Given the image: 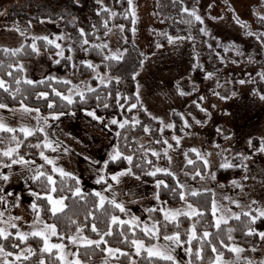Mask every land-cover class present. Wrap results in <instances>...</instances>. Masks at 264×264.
I'll use <instances>...</instances> for the list:
<instances>
[{
  "label": "rangeland",
  "instance_id": "obj_1",
  "mask_svg": "<svg viewBox=\"0 0 264 264\" xmlns=\"http://www.w3.org/2000/svg\"><path fill=\"white\" fill-rule=\"evenodd\" d=\"M94 2L113 9L112 0ZM174 2H180L184 9L200 16L199 26L192 36H172L171 43L169 38L158 42L164 24L161 18L165 15V6ZM90 3V0H0V47L18 48L26 37H47L53 41V52L37 48L31 59L19 64L24 77L30 80L50 76L68 81L71 84L68 96L80 94L95 82L101 83V80L103 83L114 80L125 85L121 77H113L101 71L97 65H93L88 76L79 77L76 66L80 62H89L83 49L66 37L59 20L49 18L64 15L65 21L72 24L76 18H84L88 14ZM129 11L132 15L134 11L132 17L136 25L132 29V36L138 45L137 53L142 56L140 66L133 74L136 99L128 106L131 108L136 104L140 110L133 112L131 119L97 115L94 119L87 114L91 111L78 114L43 113L40 110L24 113L22 104L30 109H38L24 103L0 108V122L16 131L21 127L43 129L34 131L39 132L41 140L33 145H42L37 159L23 158L28 163L12 164L3 162L5 157L0 155V176L7 177L4 179V191L17 196V206L10 213L2 211L0 202V212L4 213L0 217V227L7 232L10 227L5 221L15 223L17 232L43 230L44 225H52L31 207L34 192L27 187L38 175L37 170L46 173L44 165L50 169L47 177L51 176L53 180V173L60 174L53 171V167L63 169L76 178L80 192L90 189L106 197V202L115 199L123 204L126 211L124 220L131 221L132 217H137L135 225L142 230L145 226L151 228L155 223L149 217L148 209L191 213L195 207L186 198L178 204H167L157 199L156 181L146 182L131 172L120 176L119 182H116L112 176L129 169L122 168L111 173L105 171V163L118 152L115 145L116 128L125 121H138L137 115L142 111L149 119L145 116V134L137 139L140 145H147L149 151L158 153L153 155V171L161 168L171 172L182 186L185 197L193 191L210 190L212 208L215 201L219 209L215 215L212 211L215 222L220 216L228 221L233 214L240 212L259 215L260 211H264V150H261L264 149V99H261L264 96V53L259 39L251 33L252 30L264 33V0H133ZM125 42L124 25L111 23L102 42L107 45L106 54L122 56L126 51ZM61 51L63 55H58ZM66 56L70 58L71 69L61 73L53 64ZM113 119L118 123L112 125ZM145 128L149 131L145 132ZM46 142H50L56 150L45 148ZM3 143L5 145H0V152L16 147L8 146L5 141ZM41 152L53 164L46 163ZM191 153L195 159L201 160V169L194 165L187 167L192 168L190 170L185 168L187 161L193 158ZM9 164L11 167L6 166ZM225 164L238 165L240 171L235 177L220 181L215 172ZM197 172L200 175H196ZM49 193L55 199L63 198L50 190L38 195L46 196ZM189 204L192 209L188 208ZM160 212L164 218V213ZM9 217L20 219L9 220ZM38 220L40 223H37ZM230 233L227 231V234ZM69 237L76 238L77 242L49 237L50 243L66 246L68 260L79 259L77 247L85 242L82 238L100 239H91L81 231ZM150 237V243L143 239L135 240L143 241L145 247L156 245L165 249L175 258L174 264H189L187 251L180 242L166 241L159 233ZM233 246L244 249L239 254L240 259L231 252L232 258L228 261L223 258L224 262L247 264V261H252L253 264H260L264 261V240L260 236L253 246L230 244V247ZM107 248L118 249L106 245L100 261H81V264H136L135 256H130L128 262L123 263L121 250L109 255ZM53 252L55 254L57 250L53 249ZM132 252L137 254L134 244ZM70 253H77V256ZM5 259L10 264L11 260L0 254V264Z\"/></svg>",
  "mask_w": 264,
  "mask_h": 264
},
{
  "label": "trees",
  "instance_id": "obj_2",
  "mask_svg": "<svg viewBox=\"0 0 264 264\" xmlns=\"http://www.w3.org/2000/svg\"><path fill=\"white\" fill-rule=\"evenodd\" d=\"M90 2L88 5V14L84 18L70 20L73 22L72 24H68L65 21L64 15V17L60 14L48 17L54 21L59 20L62 23L66 37L77 43L83 49L84 55L89 62H80L76 66L75 71L79 77L84 78L92 72V68H89L87 66L88 64L97 65L101 71H106L113 77H121L125 85L116 83L114 80L108 83L96 84L95 82L91 87L94 91L89 92L88 89H85L80 94L68 96L67 93L71 84L69 82L65 83L64 80L59 78L48 76L31 80L33 81L32 84L25 83L26 80L30 79L24 77L19 63L31 59L36 54L32 50V45L35 44L36 48L42 50L47 49L52 52L55 50L54 44H49L46 40L39 39L40 37L36 39L26 37L23 44L18 48L0 47V80H4L6 87L9 89L8 91L0 89V104L12 106L24 103L38 108L43 113L70 112L78 114L83 111H91L99 117H115L117 119H131L132 113L140 110L139 107H128L136 99L134 95L133 74L140 66L142 60V56L137 53L138 45L134 42L132 36V29L136 23L133 20V15L130 14L128 0H112V10L98 6L94 0H90ZM165 8V15L161 18V22L163 21L164 24L161 34L157 39L158 42L166 41L172 36H192L193 32L199 26L198 20L190 15L189 11L185 12L180 2H174L171 5L165 6ZM14 17L17 18V16ZM111 23H122L124 25L126 51L119 60L111 59L110 57L112 56L106 54V48L103 47L105 44L102 43ZM81 30L83 31V35L81 34ZM251 33L259 39L264 53V33L259 30H252ZM85 40L87 43H84ZM5 49L8 51H4ZM16 49H20V51L16 55H12V51ZM70 63L69 57L66 56L59 63L56 62L53 64V67L61 73H67L71 69ZM8 73H11V75H8ZM41 80L44 83H39ZM17 81H20V83L17 84ZM40 92L48 93L47 97H38V93ZM56 92L61 93V95L57 96L55 94ZM81 94L83 95V99H81ZM65 96L70 97L73 102L69 104L66 99L62 98ZM49 103L53 105L51 108L48 107ZM142 112L137 115L139 123L127 121L128 123L125 124V127L121 128L119 126L116 128L115 145L121 156L116 160L109 159L105 163V171L111 173L122 168H127L134 175H139V178L146 182L162 180L167 187L162 185L159 189L157 188L159 198L167 204H178L181 201L180 194L182 189L174 175H167L163 171L157 172L155 176L148 174L153 172L155 160L152 152L148 150L147 145H140L138 143L137 137L145 134L143 133V122L146 121V114ZM13 136L16 137L15 141L12 139ZM40 137L39 132L29 137L23 136L20 131L0 132V140L5 141L8 146H16L17 141L22 142L12 157L3 158V162L10 163L12 159H20V157L37 159L38 151L42 150V145L39 143L40 147H34L33 143L40 141ZM3 142L0 143L1 146L5 145ZM151 147L154 148V145H151ZM127 156L132 157L131 162L124 159ZM191 157H193V163L185 164V168L190 170L192 168L187 167L194 165L193 167L201 169V160L195 159L193 153H191ZM44 169L46 171L44 176L30 181L27 187L35 194H41L55 187L56 191L53 194L63 196L66 207L63 212L55 216L51 212L47 199H38L37 195H34L32 198L33 202L38 206L41 218L56 226L57 235L53 236L55 240H67L78 228L85 236L91 239H98L109 230L112 232V235L104 236V240L107 243H101L99 247L95 245L89 247L78 246L77 253L80 261L88 263L100 261L103 257L104 247L108 245L118 247L123 253L128 254L121 255L123 257L121 260H124L123 263L128 262L130 256H135L136 264H174L173 261L148 258L145 251H141L140 255L132 252L133 240L143 239L150 243L152 239L150 235H145V232L138 225L131 223H112V216H119V219L122 218L123 221H126L124 220L126 211L121 212L114 205L106 201L101 205L99 197L90 189L80 192L79 195H73L78 186L74 176L68 175L62 177L60 174L53 173L55 184L49 185L47 174L50 169L47 165H44ZM239 171L240 166L238 165L219 167L215 172V176L220 181H226L235 177ZM4 187L5 181L0 176V202L2 211L10 213L17 206V196L4 191ZM196 192L198 193L197 195L193 196L189 193L185 198L202 215H181L176 221L168 223L164 220L158 209L148 213L149 217L160 228V235H173L178 232L180 234V244L185 250L192 248L193 252H195L196 249H202V259H196L194 255H190L187 252L188 260L191 261V264H210L217 254L212 251L213 247L217 249L218 253L222 254L224 259L226 258L225 261H228V259L232 258L230 257L231 251L228 250L230 244H240L250 247L259 241L258 233L264 231V217L256 219L253 223L252 217H258L259 215L253 212H247L250 215L244 216L243 213L246 212H240L239 220L231 218L226 224L222 223L220 228H217L212 214V192L207 189ZM39 197L45 196L39 195ZM35 212L37 211L35 210ZM93 225L97 228L96 232L92 231ZM162 225H166V227ZM229 227L231 229L233 228V231L227 234ZM193 228L195 229L197 237L202 238L203 233L208 232L210 235L207 240L196 239L189 243L188 237ZM250 228L254 230L251 235L247 234ZM8 232L12 235L8 240L0 238V245L4 246L6 252L12 253L11 256L6 257L11 260L10 264H39L40 259H44L46 264H58L55 255H53L54 252L53 254H49L40 251L42 248L41 238L29 236L26 241L21 242L16 238V228L10 227ZM229 236L233 238L229 239ZM13 244L18 245V247H12ZM28 248L33 250L34 255L30 256L27 260L23 258L16 260V256L20 255L19 252L21 250H23L21 254L27 255L28 253L25 250Z\"/></svg>",
  "mask_w": 264,
  "mask_h": 264
},
{
  "label": "snow or ice",
  "instance_id": "obj_3",
  "mask_svg": "<svg viewBox=\"0 0 264 264\" xmlns=\"http://www.w3.org/2000/svg\"><path fill=\"white\" fill-rule=\"evenodd\" d=\"M132 2L133 0H128V3H129V6H130V10H131V5H132ZM185 12H188V9L185 8L184 9ZM2 14V13H0ZM133 15H134V11H133ZM190 15L194 16L196 20L200 21L201 20V17L196 15V13L193 11L190 13ZM135 22V21H134ZM121 30H122V26H121ZM203 31V30H202ZM81 34L83 35V31L81 30ZM35 39V38H34ZM39 39H44V40H47V42L49 44H52L54 43L53 41L51 40H48L47 37H40ZM179 39V38H178ZM169 42H173L172 38L169 37ZM84 43H87V41L85 40ZM57 48L60 47V45H56ZM103 47H107V45H103ZM32 50L34 52L38 51L35 44L32 45ZM4 51H8L7 49H5ZM20 49H16L14 51H12V55H16L17 52H19ZM58 55H63V52H59L57 53ZM111 59H116V60H119L121 58L120 55H117V54H114L112 57H110ZM70 59V58H69ZM57 63H59V61H56ZM89 68H92L93 65L91 64H88L87 65ZM11 67V66H10ZM8 75H11V73H8ZM20 81H17V84H19ZM25 83H28V84H32L33 81L31 80H26ZM39 83H44L43 80L39 81ZM65 83H68V81H65ZM101 83H103V80H101ZM241 83H244V81H241ZM0 89H4L5 91H8L9 89L6 87V84H5V81L4 80H0ZM55 91V90H54ZM89 92L91 91H94V89H91L89 88L88 89ZM57 96H60L61 93L59 92H56L55 93ZM48 95V93L46 92H40L38 93V97L40 98H46ZM63 99H66L68 101L69 104H71L73 101L70 97H62ZM81 99H83V95L81 94ZM261 99H264V96L261 97ZM53 105L51 103H49L48 107L51 108ZM107 107V105H105ZM6 105L4 104H0V108H5ZM121 107H123V105H121ZM132 108H135L137 107L136 104H133L131 105ZM21 110L24 112V113H31L32 111H36V112H39V109H30L28 108L27 106L25 105H21ZM89 116H92L94 119H96L97 117L95 116V113L94 112H88L87 113ZM112 124H117L118 122L113 119L111 121ZM128 123L127 121H125L124 123H120V127L123 128L125 127V124ZM135 123H139V121H135ZM168 127H171V125H168ZM16 131L15 129L13 128H10L8 127L6 124H4L3 122H0V132H14ZM19 131L21 133H23V135L25 137H29V136H32L34 134V131H43L42 128H37L35 130L33 129H29V128H25V127H21L19 129ZM149 131V129L145 128V132ZM12 139L15 141L16 140V137L13 136ZM3 141L0 140V143H2ZM20 141H17L16 142V147L15 148H9L3 152H0V155H3L4 157H12L13 153H15L17 151V149L20 147ZM34 147H40L39 144L37 145H34ZM44 147L45 148H52L53 151H55L56 149L52 147V144L50 142H46L44 143ZM169 147H171V145H169ZM261 150H264V149H261ZM192 151H196L195 149H192ZM153 155H158V153L156 152H153L152 153ZM41 157L45 160L46 163L48 164H53V161L50 160L47 156L44 155L43 152L40 153ZM166 155V153H165ZM199 155V154H198ZM121 156V154L119 152H117L115 155L111 156V159L112 160H116L118 159L119 157ZM124 159H127L129 162H131L132 160V157L131 156H127V157H124ZM188 164H192L193 161L192 160H188L187 161ZM16 163H28L27 161H25L23 159V157H20L19 160L17 159H12V164H16ZM205 164H207V161H205ZM7 167H11V164L9 165H6ZM230 165L228 164H225V165H222V167H229ZM38 171V175L37 176H34L33 179H39L41 176H44V173L43 172H39ZM53 171L55 172H59L60 175L63 177V176H68L70 175L69 173H66L64 172L63 169H58L56 167H53ZM165 172L167 175H172L171 172H169L167 169H161V168H156L155 171L153 172H150L148 173L149 175H153L155 176L157 172ZM126 174H131V170H127L126 172H120L118 173L117 175H114L112 176V180L116 181V182H119V177L120 176H123V175H126ZM196 175H200L199 172L196 173ZM3 179H7V177H3ZM47 181H48V184L49 185H54L55 184V181L53 180V178L51 176H48L47 177ZM99 182V181H98ZM234 184H236L237 182L233 181ZM164 186V187H167V185H165L164 181L162 180H158L156 182V187L159 189L161 186ZM182 187V186H181ZM109 188H111V185H109ZM56 191V188L55 187H52L50 189V192H55ZM175 191V190H173ZM80 194V190L79 188L76 189V191L73 193V195H79ZM198 193L193 191L191 193V195L195 196L197 195ZM34 195H37V198L38 199H41V198H45L47 199L49 205H51V212L52 214L55 216L57 215L58 213H61L64 211V208L66 207V205H64V202H63V198H60V199H55L53 198V196L49 193L47 194L45 197H39L38 194H35ZM96 196L100 197V201H101V205L103 204V202L105 201L106 197H104L101 193L97 192L95 193ZM156 198L159 199V193L156 194ZM180 199L181 200H184L185 199V195L183 192H181L180 194ZM108 203L114 205L115 208L119 209L121 212H124L125 211V207L123 204L121 203H118L115 199H112V200H108ZM233 203H235V201H233ZM34 210L37 211V215H39V210H38V206L33 203L32 206H31ZM188 208L189 209H192V206L189 204L188 205ZM156 209H148V211H155ZM219 209L217 208L216 206V202L213 201V208H212V211H213V214L215 215L216 212L218 211ZM160 211H162L164 213V220L167 221L168 223H172L173 221H176L177 218L181 215L183 216H196V215H202V213H198L195 209H192L191 210V213L189 212H181L179 210H165V209H160ZM4 213L3 212H0V217H3ZM240 215L241 214H233L232 217L230 218H234V219H237L239 220L240 219ZM244 216H248L250 215L249 213H243ZM260 217H264V211H260L259 212V216H253L252 217V222L254 223L256 219L260 218ZM12 219H16V220H19L20 218L19 217H9V220H12ZM111 221L113 224H137L138 222V218L137 217H132V220L131 221H123V220H120L119 217L117 216H112L111 218ZM4 223H6L8 225V227H11V228H16L17 225L15 223H8L7 221H5ZM37 223H40V221L38 220ZM75 223V222H73ZM159 223V222H157ZM226 224L227 223V219H225L224 216H220L218 219H216V222H215V226L217 228H220L221 224ZM163 227H166V225H162ZM81 231L79 228L77 229V232ZM92 231L93 232H96L97 231V228L95 225L92 226ZM143 231L145 232V235H150V236H153L155 237L159 232H160V228L157 227V224L154 223L152 225L151 228L145 226ZM232 229H229V232H231ZM253 229H249V232L247 234L251 235L253 234ZM12 234L7 232L6 229L4 227H0V238H2L3 240H8L9 237L11 236ZM16 238L21 241V242H24L28 239L29 236H32V237H39L43 240V247L40 249V251L42 253H49V254H53V249H56L57 252L54 254L55 255V258L57 260H59L61 262V264H81V261L76 258V259H73V260H68L67 257L69 255V253L66 251V246L63 245V244H55V243H50L49 241V237L50 236H56L57 235V231H56V226L55 225H44L43 226V230H34L32 232H16ZM107 235H112V232L111 230H109L108 232L104 233L103 235H101L100 239L99 240H88L86 238H82L84 239V243L81 245V247H89V246H92V245H95L96 247H99L101 243H107L105 240H104V236H107ZM209 233L208 232H204L203 233V237H197L196 235V232H195V229L193 228L191 234L189 235L188 237V242L191 243V241L193 240H196V239H204V240H207V238L209 237ZM258 235L261 237L262 240H264V232H260L258 233ZM232 237L229 236V239H231ZM68 239L71 241V243H76V238H73V237H68ZM163 239L166 240V241H175L177 243L180 242V234L177 232V233H174L173 235H165L163 236ZM132 243L135 245L136 247V253L137 255H140L141 254V250L143 249V251L147 252V256L148 258H156V259H161V260H166V261H173L174 262V257L173 255H171L168 251H166L165 249L161 248V247H158L156 245H153L151 247H145L143 241H139V240H133ZM12 247H18V245L16 244H13ZM229 251L233 252V253H236L237 254V259H240V256L239 254L242 253L244 251L243 248H240V247H236V246H233V247H230L228 249ZM28 254L27 255H23V254H20V255H17L16 256V260H20L21 258H23L24 260H27L29 259L30 256L34 255V252L31 248H28L25 250ZM106 251L108 252L109 255H113L114 253L116 252H120V249H112V248H107ZM186 251L190 254V255H194L196 259H202V256H201V252H202V249H196L195 252H193L192 248H187ZM212 251L214 253H217L216 254V257L213 261L210 262V264H230V262H224L223 261V257H222V254L221 253H218L217 252V249L215 247L212 248ZM253 251H255V249H253ZM0 254H3L5 257H8V256H11L12 253L11 252H6L5 251V248L3 245H0ZM121 255H128L127 253H123L121 252L120 253ZM70 255L72 256H77V253H70ZM3 264H8V261L7 259L4 260ZM39 264H46V261L44 259H41L39 261ZM189 264H191V261H189ZM247 264H253L252 261H247ZM260 264H264V261H261Z\"/></svg>",
  "mask_w": 264,
  "mask_h": 264
}]
</instances>
